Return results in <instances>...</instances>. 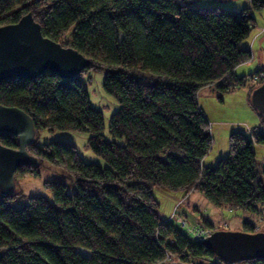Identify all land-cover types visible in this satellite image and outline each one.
Listing matches in <instances>:
<instances>
[{"label":"trees","instance_id":"trees-1","mask_svg":"<svg viewBox=\"0 0 264 264\" xmlns=\"http://www.w3.org/2000/svg\"><path fill=\"white\" fill-rule=\"evenodd\" d=\"M248 1L234 10L178 0H0V24L30 11L44 36L89 57L87 68L104 69L102 86L118 101L106 139L80 76L86 68L74 77L45 69L0 80V103L25 111L36 130L89 132V146L107 162L84 160L63 139L26 145L37 163L18 166L14 180L37 174L45 158L66 169L74 188L45 180L54 202L32 194L21 206L10 203L21 195L16 187L0 192V264H169L172 256L219 264L175 218L160 216L152 189H197L215 205L260 212L264 157L258 161L254 146L264 143V115L253 107L258 123L232 129L226 154L204 164L211 134L197 100L204 85L226 91L253 74L234 72L251 56L242 43L253 23L249 7L264 6ZM0 143L16 147L17 138L0 133ZM242 224L257 230L247 218Z\"/></svg>","mask_w":264,"mask_h":264},{"label":"rangeland","instance_id":"rangeland-1","mask_svg":"<svg viewBox=\"0 0 264 264\" xmlns=\"http://www.w3.org/2000/svg\"><path fill=\"white\" fill-rule=\"evenodd\" d=\"M179 2H187L194 5V2L201 4L198 6H233L234 0H178ZM248 1V0H247ZM239 9L243 5H237ZM245 6H250L249 1ZM236 9V10H239ZM249 13L253 17L248 33L242 39L243 45L253 49L255 60L250 69H256L257 63L264 66V6L260 9L249 7ZM252 52V51H251ZM252 55V54H251ZM251 58V56H250ZM248 58L243 63H248L251 59ZM242 64V63H240ZM237 66V65H236ZM244 67H249L248 65ZM244 67H240L235 73L243 75ZM104 69L89 67L81 74V79L88 91L89 102L92 106L98 108L102 114L103 133L106 139H111L112 136L107 131V123L109 115L118 108L116 98L108 93L102 86ZM204 87V88H203ZM249 87L251 84L248 80L244 83L236 85L226 91H220L213 83L200 87L197 91L198 104L204 112L209 122L211 134V145L204 156V164H212L218 156H222L227 152V137L232 129H240L246 131L256 125L257 113L249 101ZM254 120H256L254 122ZM89 132L84 130L74 129H47L39 127L36 130L35 143L41 146L43 143L53 139H63L71 142L77 153L86 161H94L100 166H106L107 162L101 156L97 155L88 144ZM121 142V138H117ZM254 150L256 157L262 160L264 157V143L255 144ZM48 179H61L68 183L66 190L72 191L73 184L67 176V171L61 165L54 164L43 158L39 165L37 174H24L15 177V187L21 195L17 199L10 200V203L16 206H21L25 203L28 195L37 194L43 195L51 202H54L51 191L45 187L44 181ZM153 195L159 201L158 212L160 216L171 214V218H175L177 214L190 213L194 204L198 205L199 209L204 207L203 201H207L206 196L197 189L184 194L179 190H169L163 187H154ZM189 196V198H187ZM201 195V196H200ZM202 197V198H200ZM187 205V203H189ZM211 205V204H210ZM213 207V206H212ZM260 208L259 214L247 211L246 214L256 221L258 230H264V202L258 204ZM212 208L210 218L212 219L214 229H242V221L244 213L241 209H228L224 206L221 208ZM203 210V209H202ZM209 214V213H208ZM187 222V219L182 216ZM217 258V257H216ZM218 259V258H217ZM219 260V259H218ZM169 264H189L172 256L168 259Z\"/></svg>","mask_w":264,"mask_h":264},{"label":"water","instance_id":"water-1","mask_svg":"<svg viewBox=\"0 0 264 264\" xmlns=\"http://www.w3.org/2000/svg\"><path fill=\"white\" fill-rule=\"evenodd\" d=\"M91 60L73 47L63 46L41 33L40 24L30 11L15 22L0 24V80L32 78L50 69L61 77H74ZM251 105L264 115V77L249 93ZM0 133L13 134L16 147L0 143V192L15 188L14 170L37 159L26 145L35 139L32 118L22 109L0 103ZM199 242L220 261L233 264L244 259H264V230L213 229Z\"/></svg>","mask_w":264,"mask_h":264},{"label":"crops","instance_id":"crops-1","mask_svg":"<svg viewBox=\"0 0 264 264\" xmlns=\"http://www.w3.org/2000/svg\"><path fill=\"white\" fill-rule=\"evenodd\" d=\"M246 4H248L247 0H234L233 6H224V7L236 10V9H239L238 8L239 6H237V5H240V6L243 5V7H244ZM194 5L198 6V5H201V4H199V3L197 4L196 2H194ZM250 50L252 51L251 52L252 55H251V58H250L251 61L249 62V64L248 63H243V62H242V64H238L234 68V72L235 73L238 71V69L240 67H244L246 65H248L249 67H244L245 69L242 70V72H240V73H244L243 75H249L250 73L256 72L258 69H264V66H260L261 64H259V63L256 64V65H259V66H256L257 67L256 69L255 68H254V70H253V68L250 69V66L251 65L253 66V62L255 60V56L253 54V49H250ZM244 62H247V61H244ZM255 121L256 120H254V122ZM257 122H258V117H257ZM222 155H223V152H222ZM189 196L190 195H188L187 198H189ZM200 198H202V197H200ZM201 200H202L203 203H205L204 207L202 208L203 210L199 209L197 204H194L192 206V209H191L190 213L188 212L187 214L186 213L181 214V216H183V217H185L187 219V223H189V224H196V223L197 224H202V225H205V226H208V227L214 229L212 219L210 218V211H212V208L218 209V208H221L222 206H224V207L228 208L229 210L232 209V208H230L228 206H225V205H215L212 202H210L208 199H206L207 201H203V199H201ZM188 204H190V202L187 203V205ZM242 211L244 213V215H243L244 218H247V219L251 220L252 222H254L255 223V227L257 228V226H256L257 224H256L255 219L250 217V216H248L246 214V210H242ZM254 214L257 216L259 213H254ZM178 215H180V214H178ZM161 217L163 219H173V218H171V214L167 215V216H161Z\"/></svg>","mask_w":264,"mask_h":264},{"label":"built area","instance_id":"built-area-1","mask_svg":"<svg viewBox=\"0 0 264 264\" xmlns=\"http://www.w3.org/2000/svg\"><path fill=\"white\" fill-rule=\"evenodd\" d=\"M263 77H264V71L259 70L255 73H253L252 75H250L248 77V81L251 85L255 86L258 83H260V81ZM175 219L179 223L181 230L184 233H186L187 235H189L194 240H200L203 237H206L213 230L212 228L207 227V226H203L201 224H197V223L196 224H189L185 221L184 218H182L181 215H178V214L176 215ZM218 261H219V264H228V263L222 262L220 260H218ZM233 264H254V260L244 259V260H241V261L233 263Z\"/></svg>","mask_w":264,"mask_h":264}]
</instances>
